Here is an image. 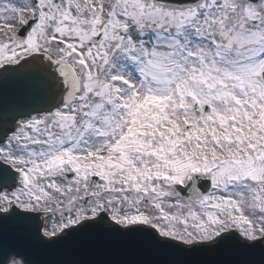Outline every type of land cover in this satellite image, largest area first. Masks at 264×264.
Returning <instances> with one entry per match:
<instances>
[{"label":"snow or ice","instance_id":"obj_1","mask_svg":"<svg viewBox=\"0 0 264 264\" xmlns=\"http://www.w3.org/2000/svg\"><path fill=\"white\" fill-rule=\"evenodd\" d=\"M0 112V264L264 250V0H0Z\"/></svg>","mask_w":264,"mask_h":264},{"label":"water","instance_id":"obj_2","mask_svg":"<svg viewBox=\"0 0 264 264\" xmlns=\"http://www.w3.org/2000/svg\"><path fill=\"white\" fill-rule=\"evenodd\" d=\"M32 66L37 72L33 75L31 70L27 69L26 73H21L19 76L29 77L33 81L46 76L50 72L47 62H42L39 58L29 59L21 64ZM27 65V66H28ZM24 67V66H23ZM29 74V75H28ZM18 78L10 82L9 90L24 86L31 83V80H21ZM25 79V78H24ZM0 116H3L0 112ZM3 120L0 119V124ZM210 190V189H209ZM185 193V192H182ZM135 242L137 237L118 238ZM81 237L70 235L67 239L61 241L55 246H48L39 240H28L23 244V249L33 261L34 264H81L86 261H101V260H136V259H164L169 264H260L264 257V250L256 249H240L232 242L216 248V249H201L197 251H179L172 250L163 254L153 252L142 253H97L87 251L80 248Z\"/></svg>","mask_w":264,"mask_h":264},{"label":"rangeland","instance_id":"obj_3","mask_svg":"<svg viewBox=\"0 0 264 264\" xmlns=\"http://www.w3.org/2000/svg\"><path fill=\"white\" fill-rule=\"evenodd\" d=\"M19 6V5H18ZM186 199V198H185ZM174 203V201H172ZM58 218V217H57Z\"/></svg>","mask_w":264,"mask_h":264},{"label":"bare ground","instance_id":"obj_4","mask_svg":"<svg viewBox=\"0 0 264 264\" xmlns=\"http://www.w3.org/2000/svg\"><path fill=\"white\" fill-rule=\"evenodd\" d=\"M23 63V62H22ZM87 207V206H86ZM247 214V213H246ZM57 222H58V220H57Z\"/></svg>","mask_w":264,"mask_h":264}]
</instances>
